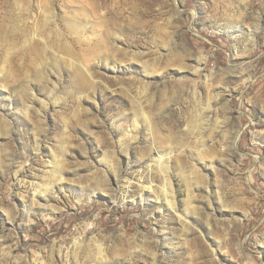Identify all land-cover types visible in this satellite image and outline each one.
Here are the masks:
<instances>
[{"label":"rangeland","instance_id":"obj_1","mask_svg":"<svg viewBox=\"0 0 264 264\" xmlns=\"http://www.w3.org/2000/svg\"><path fill=\"white\" fill-rule=\"evenodd\" d=\"M0 264H264V0H0Z\"/></svg>","mask_w":264,"mask_h":264},{"label":"bare ground","instance_id":"obj_2","mask_svg":"<svg viewBox=\"0 0 264 264\" xmlns=\"http://www.w3.org/2000/svg\"><path fill=\"white\" fill-rule=\"evenodd\" d=\"M159 163H163L164 162V158H163V156L162 155H160L159 157H158V160H157ZM167 192V191H166ZM170 192H172V191H170ZM165 194V193H164ZM166 201L165 202H167L168 204H169V206L170 207H172V208H175V201H174V196H173V194H171V195H169V193L167 192L166 194H165V198H164Z\"/></svg>","mask_w":264,"mask_h":264}]
</instances>
